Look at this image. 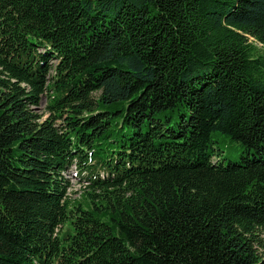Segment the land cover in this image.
<instances>
[{
  "label": "trees",
  "instance_id": "obj_1",
  "mask_svg": "<svg viewBox=\"0 0 264 264\" xmlns=\"http://www.w3.org/2000/svg\"><path fill=\"white\" fill-rule=\"evenodd\" d=\"M263 235L264 0H0V264H264Z\"/></svg>",
  "mask_w": 264,
  "mask_h": 264
},
{
  "label": "rangeland",
  "instance_id": "obj_2",
  "mask_svg": "<svg viewBox=\"0 0 264 264\" xmlns=\"http://www.w3.org/2000/svg\"><path fill=\"white\" fill-rule=\"evenodd\" d=\"M47 99L44 97L41 106L37 109L38 113H43L46 106ZM212 139L214 141V147L216 148V157L221 159L226 165L229 161L239 162L243 156V150L240 144L229 137L221 134L220 132H214ZM67 177L71 179L72 187L69 189L71 196L67 197V201L70 203V207H73L76 203L82 200L83 193L87 190L85 185H82L79 179L73 177L72 171L68 172ZM63 234L71 232V227L67 224L63 229ZM264 238V235H263Z\"/></svg>",
  "mask_w": 264,
  "mask_h": 264
},
{
  "label": "bare ground",
  "instance_id": "obj_3",
  "mask_svg": "<svg viewBox=\"0 0 264 264\" xmlns=\"http://www.w3.org/2000/svg\"><path fill=\"white\" fill-rule=\"evenodd\" d=\"M70 171H72V175H73V177H75V178H77V179H79L81 182V184H83V185H86L87 183L86 182H83L82 180H81V178L78 176V174H79V171H78V169H77V167L76 166H73L68 172H70ZM68 172L66 173V176H67V174H68ZM69 178V177H68ZM71 180V179H70Z\"/></svg>",
  "mask_w": 264,
  "mask_h": 264
}]
</instances>
